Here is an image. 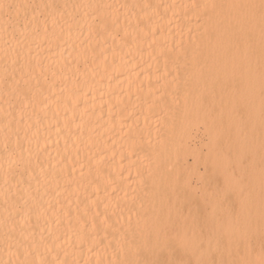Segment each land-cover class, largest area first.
Masks as SVG:
<instances>
[{
    "label": "bare ground",
    "instance_id": "6f19581e",
    "mask_svg": "<svg viewBox=\"0 0 264 264\" xmlns=\"http://www.w3.org/2000/svg\"><path fill=\"white\" fill-rule=\"evenodd\" d=\"M0 4V264H260L264 215L202 235L199 171L215 94L249 74L221 45L260 0Z\"/></svg>",
    "mask_w": 264,
    "mask_h": 264
},
{
    "label": "rangeland",
    "instance_id": "374dc122",
    "mask_svg": "<svg viewBox=\"0 0 264 264\" xmlns=\"http://www.w3.org/2000/svg\"><path fill=\"white\" fill-rule=\"evenodd\" d=\"M260 17L258 10L251 30L239 31L235 38L221 45V50L237 55L240 66L248 64L249 74L234 80L232 94L223 89L215 94L214 106L222 109L231 106L219 119L216 149L220 166H211L208 159L204 166H199L207 199L217 198L216 223L204 222L203 236L212 233L226 236L239 229L244 233L241 224L264 215V200L253 205L244 200L248 191H264V23ZM210 130V115L206 113L202 131L206 158L212 137ZM188 162L192 163V159ZM242 204L251 209L241 213ZM184 255L181 253L179 257Z\"/></svg>",
    "mask_w": 264,
    "mask_h": 264
},
{
    "label": "snow or ice",
    "instance_id": "6c2138e0",
    "mask_svg": "<svg viewBox=\"0 0 264 264\" xmlns=\"http://www.w3.org/2000/svg\"><path fill=\"white\" fill-rule=\"evenodd\" d=\"M3 4H0V7H3ZM250 7H254V5H250ZM260 12H261V19L262 23H264V0H260ZM260 264H264V259L260 261Z\"/></svg>",
    "mask_w": 264,
    "mask_h": 264
}]
</instances>
